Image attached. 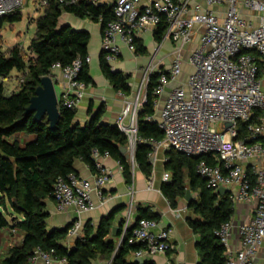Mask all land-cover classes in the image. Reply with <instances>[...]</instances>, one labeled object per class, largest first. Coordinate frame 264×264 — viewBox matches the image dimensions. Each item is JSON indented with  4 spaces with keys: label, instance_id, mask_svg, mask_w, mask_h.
I'll use <instances>...</instances> for the list:
<instances>
[{
    "label": "built area",
    "instance_id": "1",
    "mask_svg": "<svg viewBox=\"0 0 264 264\" xmlns=\"http://www.w3.org/2000/svg\"><path fill=\"white\" fill-rule=\"evenodd\" d=\"M96 3L97 0H87ZM144 1L150 4L144 5ZM79 0H72L77 3ZM32 3L35 11H43L48 0H0V19L22 11ZM114 19L103 29L102 53L105 62L115 70L121 50L119 42L135 53L137 33H153L162 18L167 23L163 40L177 45L171 66L160 68L149 64L137 90L126 96L116 126L127 137V152L134 171L138 144L150 145L149 160L153 171L160 152H176L188 157L211 156L219 164L201 160L197 173L207 186L216 192L225 188L232 203L253 204L250 219L240 227V245L235 255L229 248L232 222L224 223L216 236L226 251L225 264H253L264 247V0H204V4L190 6L188 0H117L113 5ZM200 33L199 43L191 49L187 59L184 49ZM187 61L192 72L179 86L169 91ZM91 57L77 58L73 64L53 65L52 74H63V92L58 96L59 108L76 110L86 94L88 84L78 80L83 65ZM153 73H159L153 94L155 120L163 133L160 141L141 138L138 116L147 101V91ZM19 83L23 79L18 80ZM258 111L262 113L257 114ZM229 123L231 126L226 127ZM245 125V135L239 138V125ZM105 157L108 154L104 155ZM95 153L97 172L92 178L70 174L57 179L53 201L58 212L74 209L77 214L67 232L64 243L76 241L83 234L82 215L94 208L93 193L101 197L102 189L110 183L112 172L99 162ZM170 173L164 172L162 183ZM154 188V178H148V189ZM132 196V185L129 188ZM133 203L127 207L118 247L127 239L139 248L132 253L136 258L165 254L174 248L167 230L154 233L158 222L141 218L135 221ZM127 232L130 234L127 236ZM68 247V246H67ZM67 264L66 258L57 259L52 253L37 249L28 264Z\"/></svg>",
    "mask_w": 264,
    "mask_h": 264
},
{
    "label": "trees",
    "instance_id": "2",
    "mask_svg": "<svg viewBox=\"0 0 264 264\" xmlns=\"http://www.w3.org/2000/svg\"><path fill=\"white\" fill-rule=\"evenodd\" d=\"M176 1V0H174ZM63 14H71L79 19H88L100 23L102 29L114 19L113 5L97 0H48L43 13L32 24L36 31L27 49L16 44L6 51L0 46V236L5 228L22 232V242L1 251L0 264H28L37 249L52 253L55 258H66L67 264H91L101 257L111 259V264H138L130 260L138 245L129 244L125 239L120 246L113 238V221L125 207H118L103 217L96 231L86 223L84 234L76 239L73 247L64 243L68 229L48 230L46 210L47 202L53 200L54 186L58 178H67L77 174L75 163L84 162L97 172L95 153L108 154L121 168L126 184H133V167L121 153L127 147V137L116 125L103 124L97 114L87 124L76 122V110L60 108L61 119L55 130L49 128L44 118L40 123L34 121L33 114L26 115L30 99L34 96L41 79L51 76L53 65L62 67L71 65L77 58L84 59L88 54L90 33L62 25ZM22 11L0 19V30L4 23L15 24L22 21ZM167 29L162 18L154 31V38L161 44ZM135 54L145 56L147 49L139 38H134ZM102 72L112 87L126 96L131 93L130 74L114 71L101 58ZM13 71L17 78L23 79L17 91L7 92L5 81ZM159 73H153L147 91V101L138 116V134L141 138L160 141L163 133L155 120V96ZM78 80L90 84L89 66L83 65ZM262 111H258L257 114ZM25 133L34 136L27 143H20L16 135ZM245 125H239V138L245 135ZM152 148L147 144H138L135 152V165L147 178L152 176L153 166L149 160ZM201 160L211 165L219 164L211 156L188 157L180 153H168L164 168L170 173L168 182H163L161 193L172 208H176L179 199H184L186 191L194 196L188 209L197 217L188 220L189 226L198 235L197 264H225V247L216 236V231L231 221L234 208L229 193L219 194L207 186L199 176L196 167ZM160 214L150 206L138 207V220L141 218L159 222ZM21 218V219H20ZM122 227L118 230V237ZM130 232H127V236ZM144 264H153L146 262Z\"/></svg>",
    "mask_w": 264,
    "mask_h": 264
},
{
    "label": "crops",
    "instance_id": "3",
    "mask_svg": "<svg viewBox=\"0 0 264 264\" xmlns=\"http://www.w3.org/2000/svg\"><path fill=\"white\" fill-rule=\"evenodd\" d=\"M101 1L110 5H114L117 2V0ZM188 1L191 7L195 4H204V0ZM143 4L147 5L150 3L149 1H144ZM37 17L33 18L36 19ZM60 23L62 25H70L76 30H85L90 33L91 37L88 48L91 62L88 66L92 82L88 84L86 94L76 109V122L84 126L99 114L101 123L116 125L117 117L124 107L125 99L112 87L102 72L100 58L102 55L101 45L103 29L101 24L94 23L88 19L82 20L71 14H63ZM137 38H139L146 47L147 54L145 56H138L130 51L122 42H119L121 54L115 65L116 71L131 75L129 81L131 93L129 96L137 90L143 77L144 70L149 64H158L161 69H168L171 66L174 52L177 49V45L167 39L163 40L161 44H158L155 41L154 32L137 33ZM199 38L200 33H197L193 43L184 49L185 59H187L191 49L199 43ZM191 72L192 68L187 61H185L181 75L176 81L171 82L168 85L165 94L160 97V102L164 101L169 91L183 83ZM14 74L18 76V73L13 71L10 77H13ZM52 77L55 86H59L58 94L60 96L63 92V74L61 71H55ZM16 138L20 143H27L33 140L34 136L22 132L18 133ZM164 157L165 154L160 152L152 174V177L154 178L153 189H148V178L139 169L133 171L132 196L129 194L130 186L126 184L120 164L109 156L101 157L99 162L103 167L112 172V179L110 183L102 189L101 197L97 193H93L92 199L94 208L82 215L83 227H85L86 223H90L91 229L96 231L103 217L110 214L114 209L124 206L125 209L114 218V227L121 218L125 219L127 215V207L130 202L133 203L135 217L138 214L139 206L143 208L150 206L152 211L161 216L158 222V227L154 229L153 232L158 233L160 230L169 231L174 248L165 254H159L152 257L146 256L143 259L146 260V262H151L153 264H197L199 261L197 251L198 235L194 233L188 224V220H194L197 217L188 209V204L185 199H179L177 207L172 208L168 200L161 193L160 187L162 184V175L166 172L164 168ZM75 170L78 175L84 178H92L94 174L88 165L79 160L75 163ZM233 208L234 213L231 219L232 228L228 241V250L232 255H235L239 249L241 240L240 227L252 216L253 204L249 202L233 203ZM46 210L49 214L46 221L49 231L69 228L77 218V214L74 209L71 208L66 209L63 212H58L53 200L47 202ZM121 227L122 225L120 228ZM0 238L1 251L2 254H5L8 249L22 242L23 234L17 229L5 228L1 231ZM113 238L117 243L119 242V237L113 236ZM74 244V239H71L66 243L69 248L73 247ZM130 260L134 261L135 258L131 255ZM38 264L43 263L38 262ZM91 264H111V259L98 257L92 260ZM253 264H264V247L258 252Z\"/></svg>",
    "mask_w": 264,
    "mask_h": 264
},
{
    "label": "water",
    "instance_id": "4",
    "mask_svg": "<svg viewBox=\"0 0 264 264\" xmlns=\"http://www.w3.org/2000/svg\"><path fill=\"white\" fill-rule=\"evenodd\" d=\"M58 104V94L56 92L53 77L45 76L41 79L40 85L35 90L34 96L30 99L29 106L26 109V115L33 114L34 121L37 123H40L44 118H46L47 122L49 123V128L55 130L61 119V112ZM225 126L229 127L231 125L227 123ZM121 153L125 155L128 160L131 159V155L128 154L126 147L121 148ZM227 192L228 191L225 188H220L217 191V193L222 195ZM193 198L194 197L192 196L190 190H187L184 199L186 200L188 206ZM137 220L138 218L136 216L135 221ZM123 222L124 219L121 218L120 221L113 227L114 237H118V230ZM134 262L138 264H144L146 263V260L143 258H136Z\"/></svg>",
    "mask_w": 264,
    "mask_h": 264
},
{
    "label": "rangeland",
    "instance_id": "5",
    "mask_svg": "<svg viewBox=\"0 0 264 264\" xmlns=\"http://www.w3.org/2000/svg\"><path fill=\"white\" fill-rule=\"evenodd\" d=\"M43 11H35L32 3L28 4L22 10V21L17 22L15 24H10L8 22L4 23L0 30V46L6 51L8 48L19 44L26 49L31 39L34 37L36 26L32 24L33 17L40 16ZM18 78L16 74L13 77H10L5 81V87L7 92H11L13 90H18ZM56 92H59V86L56 85ZM16 90V91H17ZM59 96V94H58ZM134 170H137V166L134 164Z\"/></svg>",
    "mask_w": 264,
    "mask_h": 264
}]
</instances>
